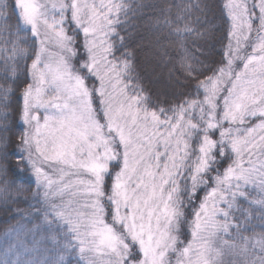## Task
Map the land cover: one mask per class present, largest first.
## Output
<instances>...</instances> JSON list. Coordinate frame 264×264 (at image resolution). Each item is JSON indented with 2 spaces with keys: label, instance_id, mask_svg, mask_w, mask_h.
Returning a JSON list of instances; mask_svg holds the SVG:
<instances>
[{
  "label": "snow or ice",
  "instance_id": "1",
  "mask_svg": "<svg viewBox=\"0 0 264 264\" xmlns=\"http://www.w3.org/2000/svg\"><path fill=\"white\" fill-rule=\"evenodd\" d=\"M131 11L128 0H0V35L16 37L0 49V184L11 174L34 187L29 208L52 243L43 261L10 245L0 264H224L225 250L264 264V231L245 235L264 222V0L161 5L164 93L135 71L119 30Z\"/></svg>",
  "mask_w": 264,
  "mask_h": 264
},
{
  "label": "trees",
  "instance_id": "2",
  "mask_svg": "<svg viewBox=\"0 0 264 264\" xmlns=\"http://www.w3.org/2000/svg\"><path fill=\"white\" fill-rule=\"evenodd\" d=\"M194 3L195 0H192ZM209 4H218L220 0H206ZM129 5L132 6V11L129 12L127 22H122L119 25V30L126 36L134 51L135 71L143 80L145 87L150 88L153 92L164 93L170 92V81L168 78L169 68L164 66L161 62L160 55L157 48V36L155 31L154 18L160 15V6L167 3L169 5L187 4L188 0H128ZM176 9H172L173 18L176 16ZM219 11L214 9L213 14L208 16V20L212 21V26L215 28L221 27L219 19ZM189 24L192 27H199L204 23V18H199L197 23V15L193 13L189 19ZM183 27V23H181ZM203 31V29H201ZM219 37L220 33L216 34ZM21 38L28 40V44H21V47L31 49L33 47L30 33L27 35L21 34ZM16 39L15 36L9 37L7 34L0 35V49H3L6 41ZM9 52L11 51V43L7 44ZM220 45H217L219 49ZM168 52L171 56L176 55V49L168 45ZM29 54L30 51H29ZM167 61V57L164 58ZM3 61L0 60V64ZM25 64L30 65L31 59L21 58L19 60V68L21 72L19 78L24 79L23 68ZM3 72L0 70V82H2ZM23 88V84L19 85ZM20 95V91L16 92V96ZM13 107H16L15 100ZM11 114V111H10ZM16 123H19L18 117L15 118ZM9 125L12 128L10 133L13 140V147L15 146V138L19 135L15 124L10 119ZM15 160H13V164ZM30 176V173L27 174ZM9 186L4 191L5 185L0 184V257L7 251L9 246L22 250L24 253L30 252L31 256L20 255L21 259L31 260L40 259L43 261L52 249L51 240L48 238V233L45 230H38L37 225L42 223V216L37 218L32 210L29 208L33 201L34 187L31 186L27 180L24 183H11L13 177L9 174ZM203 192H201L202 195ZM255 195V193H253ZM19 209V211H17ZM264 231V222L259 219L257 214L253 220L252 225L245 235H252L253 232L260 233ZM15 258V257H14Z\"/></svg>",
  "mask_w": 264,
  "mask_h": 264
},
{
  "label": "rangeland",
  "instance_id": "3",
  "mask_svg": "<svg viewBox=\"0 0 264 264\" xmlns=\"http://www.w3.org/2000/svg\"><path fill=\"white\" fill-rule=\"evenodd\" d=\"M201 196H203V193H202ZM185 230H187V226H185ZM219 243L220 242L217 241V246H219ZM18 250L20 252V255H25V253L22 250H20V249H18ZM222 259L224 261V264H233V261H237L240 258L239 257H236V256H233L231 253H229L227 250H225V254H224V256H223Z\"/></svg>",
  "mask_w": 264,
  "mask_h": 264
}]
</instances>
